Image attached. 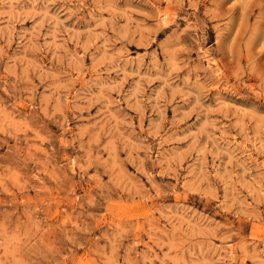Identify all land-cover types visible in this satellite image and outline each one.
<instances>
[{
    "label": "rangeland",
    "instance_id": "374dc122",
    "mask_svg": "<svg viewBox=\"0 0 264 264\" xmlns=\"http://www.w3.org/2000/svg\"><path fill=\"white\" fill-rule=\"evenodd\" d=\"M0 264H264V0H0Z\"/></svg>",
    "mask_w": 264,
    "mask_h": 264
}]
</instances>
